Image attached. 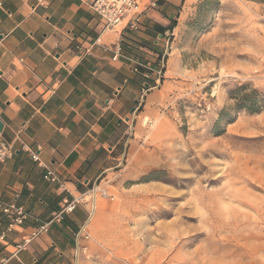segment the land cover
<instances>
[{
  "label": "rangeland",
  "instance_id": "374dc122",
  "mask_svg": "<svg viewBox=\"0 0 264 264\" xmlns=\"http://www.w3.org/2000/svg\"><path fill=\"white\" fill-rule=\"evenodd\" d=\"M164 37L100 185L101 263L264 264V111L229 97L264 94V0H185Z\"/></svg>",
  "mask_w": 264,
  "mask_h": 264
},
{
  "label": "crops",
  "instance_id": "0c3cea01",
  "mask_svg": "<svg viewBox=\"0 0 264 264\" xmlns=\"http://www.w3.org/2000/svg\"><path fill=\"white\" fill-rule=\"evenodd\" d=\"M87 1L0 0V140L13 149L0 159V204L27 213L8 230L10 218L0 210V264L73 263L75 233L88 218V204L61 220L53 216L65 200L101 185L116 168L119 147L133 128L137 79L146 76L135 64L163 54L164 36L185 2L143 0L153 5L139 30L130 31L105 29ZM115 45L121 48L116 59ZM29 152L59 182L45 180L44 167ZM103 214L96 204L79 264H102Z\"/></svg>",
  "mask_w": 264,
  "mask_h": 264
},
{
  "label": "built area",
  "instance_id": "2783aa9c",
  "mask_svg": "<svg viewBox=\"0 0 264 264\" xmlns=\"http://www.w3.org/2000/svg\"><path fill=\"white\" fill-rule=\"evenodd\" d=\"M87 4L89 8L101 18L104 23L105 29H128L130 31H138L147 9L151 5H153V2L143 0H88ZM97 41L98 40H96L94 44L97 43ZM120 50V46H114V59H116L120 55ZM134 70L137 71V68L135 67ZM12 153V146L3 140H0V159L8 158L12 155ZM29 153L31 155V158L35 162L44 167L45 173L43 175V178L45 180L49 182H59L58 176L52 170L41 163L37 153ZM97 196L101 198H112V196L109 195L107 191L102 190L100 188V185L97 183L91 186L77 198L65 200L61 205L59 211L53 216V219L61 220L65 214L72 212L78 204H88V218L83 224L80 225L75 233V251L74 261L72 264H79L80 253L83 252V249L85 248L83 242L89 240L90 236L88 231V222L95 211ZM0 210L10 218L8 230H12V227L14 225H21L23 220L27 216V213L21 207L15 205L14 203L7 205L0 204ZM40 231L41 229L33 232L30 238L17 243L15 245L13 254L24 249L29 241L34 238Z\"/></svg>",
  "mask_w": 264,
  "mask_h": 264
},
{
  "label": "trees",
  "instance_id": "16d2710c",
  "mask_svg": "<svg viewBox=\"0 0 264 264\" xmlns=\"http://www.w3.org/2000/svg\"><path fill=\"white\" fill-rule=\"evenodd\" d=\"M229 97L235 101L238 110L248 113H260L264 111V94L248 84L237 86Z\"/></svg>",
  "mask_w": 264,
  "mask_h": 264
},
{
  "label": "water",
  "instance_id": "95a60500",
  "mask_svg": "<svg viewBox=\"0 0 264 264\" xmlns=\"http://www.w3.org/2000/svg\"><path fill=\"white\" fill-rule=\"evenodd\" d=\"M147 85V84H146ZM133 111H134V109H133ZM1 128H2V124H1V122H0V131H1Z\"/></svg>",
  "mask_w": 264,
  "mask_h": 264
}]
</instances>
